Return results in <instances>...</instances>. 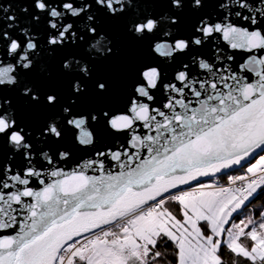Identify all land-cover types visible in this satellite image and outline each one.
<instances>
[{"label": "snow or ice", "instance_id": "snow-or-ice-1", "mask_svg": "<svg viewBox=\"0 0 264 264\" xmlns=\"http://www.w3.org/2000/svg\"><path fill=\"white\" fill-rule=\"evenodd\" d=\"M112 24L148 59L83 109ZM0 264H264V0H3Z\"/></svg>", "mask_w": 264, "mask_h": 264}, {"label": "water", "instance_id": "water-1", "mask_svg": "<svg viewBox=\"0 0 264 264\" xmlns=\"http://www.w3.org/2000/svg\"><path fill=\"white\" fill-rule=\"evenodd\" d=\"M2 2L3 0H0V3ZM22 6L27 5L12 4L14 10ZM148 7L162 6L148 5ZM106 27L116 38L119 54L108 62L97 65L96 71L98 74L107 76L113 81V93L106 98H98L95 95L89 94L82 101L81 107L83 109L100 108L118 103L122 99L123 85L131 79L136 66L143 60L148 59L147 46L139 45L127 37L121 24H112ZM68 54L70 53H57L56 58L49 64V71L52 73L51 77L45 79L39 76L38 73L33 74L36 79L43 82L45 90L55 89L64 91L67 89L68 81L59 74V65L64 56ZM20 113L24 120L37 128L43 126L48 117L53 114L44 110L30 109L23 102H20ZM99 136L106 139L103 129L99 130ZM65 145L69 148L74 147L71 135L66 138ZM80 154V152L74 151L75 156H79Z\"/></svg>", "mask_w": 264, "mask_h": 264}, {"label": "trees", "instance_id": "trees-1", "mask_svg": "<svg viewBox=\"0 0 264 264\" xmlns=\"http://www.w3.org/2000/svg\"><path fill=\"white\" fill-rule=\"evenodd\" d=\"M173 207H175V206L173 205Z\"/></svg>", "mask_w": 264, "mask_h": 264}]
</instances>
